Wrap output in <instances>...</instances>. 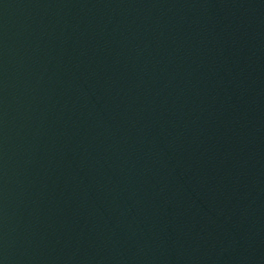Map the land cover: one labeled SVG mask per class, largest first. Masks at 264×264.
Segmentation results:
<instances>
[{"label":"water","instance_id":"95a60500","mask_svg":"<svg viewBox=\"0 0 264 264\" xmlns=\"http://www.w3.org/2000/svg\"><path fill=\"white\" fill-rule=\"evenodd\" d=\"M0 264H264V0H0Z\"/></svg>","mask_w":264,"mask_h":264}]
</instances>
